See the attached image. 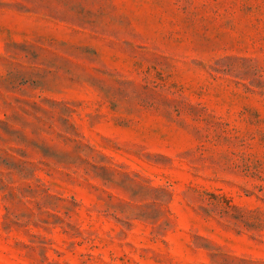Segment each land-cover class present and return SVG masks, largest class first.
<instances>
[{
  "label": "rangeland",
  "instance_id": "obj_1",
  "mask_svg": "<svg viewBox=\"0 0 264 264\" xmlns=\"http://www.w3.org/2000/svg\"><path fill=\"white\" fill-rule=\"evenodd\" d=\"M0 264H264V0H0Z\"/></svg>",
  "mask_w": 264,
  "mask_h": 264
}]
</instances>
